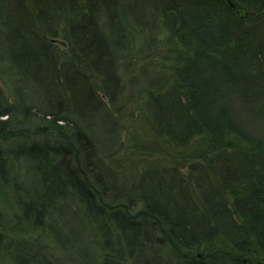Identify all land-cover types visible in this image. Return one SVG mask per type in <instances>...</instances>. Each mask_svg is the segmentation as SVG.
Masks as SVG:
<instances>
[{"label": "trees", "instance_id": "trees-1", "mask_svg": "<svg viewBox=\"0 0 264 264\" xmlns=\"http://www.w3.org/2000/svg\"><path fill=\"white\" fill-rule=\"evenodd\" d=\"M237 1L144 0L140 14L130 5L119 10L120 0H0L4 58L15 60L24 84L14 101L0 86V139L22 141L12 159L0 147V174L37 158L51 195L61 189L64 201L69 189L79 192L69 205L80 201L88 217L66 227L87 253L83 264H264V136L251 130L264 128V32L251 29L264 25V0ZM160 43L163 53L153 48ZM31 78L40 97L28 102ZM144 84L139 97L155 105L143 123L151 143L196 149L190 178L168 161L126 174L106 162L118 158L125 101L138 98L128 88ZM77 104L111 122L103 134L79 117ZM48 132L50 140L28 139ZM18 206L21 237L0 233V257L59 264L26 239L47 222L51 242L64 251L75 245L56 231L52 204ZM5 221L0 213V229ZM218 234L231 239L216 242ZM14 242L16 252L6 251Z\"/></svg>", "mask_w": 264, "mask_h": 264}, {"label": "rangeland", "instance_id": "rangeland-1", "mask_svg": "<svg viewBox=\"0 0 264 264\" xmlns=\"http://www.w3.org/2000/svg\"><path fill=\"white\" fill-rule=\"evenodd\" d=\"M144 0H128V1H121L119 5V10L122 12L124 11L123 8L126 5H130L132 7H135L137 10V13L142 12V5ZM238 3H244L245 0H238ZM129 14V12H127ZM145 13V12H144ZM237 13L240 14L239 9H237ZM261 19H264V9H262L259 13ZM144 16V14H143ZM141 18V17H139ZM247 20V19H246ZM263 23V22H262ZM258 26H254V28H251L255 31L256 34H262L264 32V25L257 24ZM3 30H0V57H2L0 61V86L7 97L11 99V101H14L15 97V91L17 89H22L24 87L23 81H21L20 73H18V69L15 66V60L10 59L6 60L4 56L7 55L9 52V49L7 45H5V39L3 38ZM53 43L56 44L58 47V50L61 51H67L68 47L67 44L61 39L56 38L53 40ZM157 44L159 46H155L153 48L154 51L157 53H163L164 48L163 45ZM137 59V58H136ZM159 59V58H158ZM160 60V59H159ZM158 60V61H159ZM260 63V62H259ZM261 70L263 71V68L261 67ZM68 74V73H67ZM137 75H140V72L137 73ZM48 82V80H47ZM27 88H28V96L27 101H36L40 96L39 92L36 93L37 89V80L27 79ZM43 83V82H42ZM67 87V85H65ZM130 92L134 95H138L135 102H128L127 100L125 103L126 112L119 116L118 118L121 120V123H123V127L121 130V136H120V146L121 148L117 149V152L114 153V156L116 155L118 158L116 160L111 161L108 156L106 158L107 163H116L117 166H119L118 170L123 171L125 174L133 172L138 166L144 167L145 165L149 164L151 161H168L169 163H177V171L181 173L182 176L185 178H190L189 175H192V173L189 171V166L193 161H196V157L198 154H195L196 149L190 150L188 148L186 149H179L177 148V153L174 151H170L167 149H164L160 144L157 143H151L152 137L148 134V126L143 125L145 118L150 117V113L154 112L152 109L155 108V105L153 102H151L152 98L146 95H141L142 92L145 93V91L148 90V85L144 84L143 86H132V88H128ZM105 101L107 99L105 98ZM77 103V102H76ZM75 103V105H76ZM152 103V104H151ZM236 103V102H235ZM79 107V117L83 119L86 117L89 120V123H92V127L94 129L95 135L99 137V135L104 133L106 125L111 123L107 118L101 119L99 116V113L92 109V108H85V106H81L80 104H77ZM2 118H5L2 117ZM85 120V119H84ZM83 120V121H84ZM82 121V122H83ZM103 123V124H102ZM106 123V124H105ZM259 125V124H258ZM110 126V125H109ZM251 127V126H250ZM251 128L252 132L257 135L264 136V128L262 126L254 125ZM101 133V134H100ZM99 134V135H98ZM51 134L50 132L44 134L40 133L35 135V137H28V139L33 140H41L43 138L49 139ZM19 138V137H17ZM51 139V138H50ZM49 139V140H50ZM20 139H15V136L6 138V139H0V147L6 151V154L10 157H14L15 148L17 146V143H21L22 141ZM197 140V139H195ZM135 143H134V142ZM16 142V145H15ZM145 146H149L148 148H145ZM199 147V146H198ZM115 156V157H116ZM204 158H207V156H204ZM18 164L15 165V162L11 164V166L8 168V173L5 176H2L0 174V213L2 217H5V226H2L0 229V233H3L4 235H8L11 238H20V235H15V217H22V209L20 213V209L18 206V201H26V202H37L38 199H42L43 201H47L52 204L53 209L55 210L52 212V218L55 221H58L57 224L55 223V228L58 234L63 235L64 234L70 238L71 243L73 240H76L75 245L71 246L67 250L64 251L63 247H58L56 244L51 242V236L49 234V228L48 225L50 223H45L47 226H44L42 230L36 231L34 233H31L30 235L26 236L27 240H33V242L38 246V248L44 250L46 253L49 254L51 258H53L56 262L59 264H77V261H79V264H83L85 261L88 260L87 253L81 251L77 246L78 237H76V233L74 230L69 229L67 227H70L75 223L74 219L75 217H88L87 215L82 213L83 205L79 201L77 203L76 208H72L70 204V199L77 198L79 192H75L72 189H69L66 193V195L69 197L68 200L64 199L62 201V195L63 192L61 189H59L56 196L51 195V192L49 191V187L46 185V182L43 180V177L45 175V171L42 168H35L34 164L35 162L39 161L37 158L30 159V158H20ZM29 159V160H28ZM118 159V160H117ZM201 160H205L200 158ZM138 167L140 173L142 169ZM15 173H17L16 179L19 181V188H15ZM65 196V194H64ZM61 217H65L64 220H61ZM81 220V218H79ZM47 221V220H46ZM58 228H57V227ZM67 226V227H66ZM83 230L79 229V241L80 237L83 234ZM18 233V232H17ZM77 234V235H78ZM52 235V234H51ZM17 236V237H16ZM53 236V235H52ZM217 241L216 242H222V244L226 243L225 241H228L231 239L230 235L229 238L224 237V235H217ZM35 245V246H36ZM8 252L15 253V242L12 244V246L6 250ZM87 251L92 254V251L90 249H87ZM34 253V252H32ZM7 254L2 252V257H0V264H7ZM198 256L202 257L203 254L201 252L198 253ZM248 264L249 259L246 260ZM15 264V261L14 263Z\"/></svg>", "mask_w": 264, "mask_h": 264}]
</instances>
